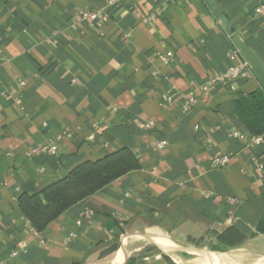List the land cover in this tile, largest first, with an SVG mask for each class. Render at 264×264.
<instances>
[{
    "label": "crops",
    "instance_id": "obj_1",
    "mask_svg": "<svg viewBox=\"0 0 264 264\" xmlns=\"http://www.w3.org/2000/svg\"><path fill=\"white\" fill-rule=\"evenodd\" d=\"M260 1L0 0V264H166L163 257L173 258L154 239L215 254L231 250L218 243L228 229L245 238L232 249L264 237L256 235L264 142L231 136L247 134L233 101L261 89L258 80L251 73L195 92L190 111L182 108L189 93L235 65L233 50L249 68L233 36L264 62ZM146 122L154 127L141 129ZM48 145L53 155L28 156ZM123 147L138 170L42 232L32 229L20 193ZM225 154L230 163L213 168L212 158Z\"/></svg>",
    "mask_w": 264,
    "mask_h": 264
},
{
    "label": "trees",
    "instance_id": "obj_2",
    "mask_svg": "<svg viewBox=\"0 0 264 264\" xmlns=\"http://www.w3.org/2000/svg\"><path fill=\"white\" fill-rule=\"evenodd\" d=\"M233 104L236 116L245 132L251 137L262 135L264 133V91L256 89L248 94H239L235 97ZM139 168V161L133 152L123 147L99 159L76 164L62 178L44 186L39 192L20 193L17 197V206L32 229L40 233L77 203ZM258 234H264V215L256 225V235ZM244 242L245 238L232 228L219 236L218 243L232 249ZM200 243L192 244L199 247L202 244ZM211 250L214 252L217 248L213 247ZM163 259L166 264L175 263L172 258L174 263L167 257Z\"/></svg>",
    "mask_w": 264,
    "mask_h": 264
},
{
    "label": "built area",
    "instance_id": "obj_3",
    "mask_svg": "<svg viewBox=\"0 0 264 264\" xmlns=\"http://www.w3.org/2000/svg\"><path fill=\"white\" fill-rule=\"evenodd\" d=\"M174 1H179V0H167V3L168 4L173 3ZM255 14L256 16H260L264 18V0H261L260 3H258V5L256 6ZM77 17L81 20H84L86 18L95 17V16L93 14H89L86 12H79L77 14ZM172 58H173V54L168 53L165 63L166 64L169 63ZM229 59L234 62L235 64L234 66L228 69H225L224 71L219 73L216 77L212 78L209 82H207L206 84L200 85L198 88H196L195 91L188 94L182 106L184 113H188L190 111L191 106L194 103L195 92H198L202 95H208L219 84L221 85L225 83L234 82L240 79H246L250 76L251 74L250 69L248 68V66L240 62L238 52L236 50H233L232 52H230ZM23 86H24V83L19 84V88H22ZM165 101H166V104L170 105L173 102L172 95H168ZM153 127H154L153 122H146L140 125L141 129H151ZM63 135H65V133ZM231 136L235 138L236 140L249 142V144H259L261 142H264V133L260 136L251 137V136H248L247 134L245 135L243 132L234 131L231 133ZM61 138L62 136H58L57 141L61 140ZM164 146H165L164 142H158L156 144L157 149H162L164 148ZM53 154H54V145H48V146H44V147L31 150L28 156L30 157L31 156H51ZM231 159H232L231 154L214 156L211 160V164L213 168L220 169V168H224L225 166H227L230 163ZM255 170H256V173H262L263 166L259 163H256ZM86 214L87 213H84V215ZM79 224L80 223L77 222V225ZM74 238H76V234L71 233L69 234L67 241H71ZM18 253H19V250L14 251L10 254V257H15L18 255Z\"/></svg>",
    "mask_w": 264,
    "mask_h": 264
},
{
    "label": "bare ground",
    "instance_id": "obj_4",
    "mask_svg": "<svg viewBox=\"0 0 264 264\" xmlns=\"http://www.w3.org/2000/svg\"><path fill=\"white\" fill-rule=\"evenodd\" d=\"M175 261L176 264H264V245L257 249L243 248L226 254H203L199 250L182 248L166 239H154ZM179 253L192 256L183 261ZM205 253V252H204Z\"/></svg>",
    "mask_w": 264,
    "mask_h": 264
},
{
    "label": "water",
    "instance_id": "obj_5",
    "mask_svg": "<svg viewBox=\"0 0 264 264\" xmlns=\"http://www.w3.org/2000/svg\"><path fill=\"white\" fill-rule=\"evenodd\" d=\"M232 41L241 52L244 59L248 62L251 73L258 80L261 89L264 91V62H262L243 42L239 41L237 36H233Z\"/></svg>",
    "mask_w": 264,
    "mask_h": 264
},
{
    "label": "rangeland",
    "instance_id": "obj_6",
    "mask_svg": "<svg viewBox=\"0 0 264 264\" xmlns=\"http://www.w3.org/2000/svg\"><path fill=\"white\" fill-rule=\"evenodd\" d=\"M155 245L158 246L157 244H155ZM263 245H264V237H259V238L255 239V240H252L251 242L249 241L245 247L248 248V249H255V248L259 249ZM159 248L161 250H163L161 247H159ZM235 249H241V248H235ZM235 249L228 250V252L234 251ZM203 251L206 252V253L201 252L203 254L213 253L212 251H209V250H206V249H203ZM225 252H227V251H225ZM225 252H219V253H225ZM185 254H187L188 256L187 255H183V254L180 253L181 259L183 261H187L192 256L190 253H185Z\"/></svg>",
    "mask_w": 264,
    "mask_h": 264
}]
</instances>
